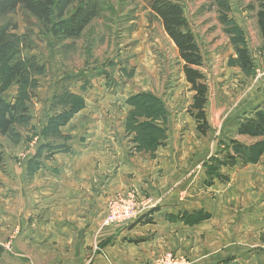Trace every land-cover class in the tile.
Here are the masks:
<instances>
[{"label":"rangeland","instance_id":"374dc122","mask_svg":"<svg viewBox=\"0 0 264 264\" xmlns=\"http://www.w3.org/2000/svg\"><path fill=\"white\" fill-rule=\"evenodd\" d=\"M100 1L98 15L76 38H53L23 9L0 17V27L8 26L9 33L17 35L16 55L36 80L26 92L29 120L9 135H0L5 155L0 168V244L6 249L0 264H72L73 257L58 247L52 251L26 243L24 220L11 213L13 206L22 205L21 184L32 179L33 185L40 183L47 165L53 175L60 173L56 155L71 149L55 144L73 142L75 150L93 138L113 144L119 138L134 155L128 159L132 173H125L127 188L106 200L101 225L112 235H97L86 262L94 260V252L120 243L122 235L139 232L130 229L146 222L138 221L141 217L156 216L152 212L160 185L154 178V190L144 187L143 179L158 172L166 191L172 189L175 199L189 208L171 218L178 225L166 229L161 238L115 248L107 254L113 264H156L169 253L185 264H264V136L237 133L238 122L264 102V45L251 8L254 0H228L226 23L215 0H180L204 59L200 69L209 88L206 134L198 131L192 114L195 91L186 79L184 62L152 11V0ZM232 38L249 47L253 68L241 66ZM2 87L8 100L17 94L15 85L0 83V93ZM71 106L81 110L66 125L50 126L52 118ZM149 138L160 142L150 145ZM236 142L245 148L237 149ZM41 143L49 146L39 150ZM29 150L34 152L29 153L28 166H37L22 183L18 158ZM254 157L256 162L244 161ZM118 195L133 196L142 205L152 200L154 207L136 218L108 224V204ZM195 212L201 213L198 222H186L184 215Z\"/></svg>","mask_w":264,"mask_h":264},{"label":"crops","instance_id":"0c3cea01","mask_svg":"<svg viewBox=\"0 0 264 264\" xmlns=\"http://www.w3.org/2000/svg\"><path fill=\"white\" fill-rule=\"evenodd\" d=\"M73 140L82 139L73 138ZM90 141L75 150L72 142L68 144L71 151L60 152L56 155V163L60 168L58 175H53L47 165L45 166L47 170L40 172L41 180L39 176L35 177L40 183L33 185L32 179L29 184H21L22 188H18L20 190L18 198L20 199L23 195V202L19 208L13 206L15 212L11 214L12 216L19 215L18 220H24L25 242L31 243L30 245H40L42 249L52 251L58 247L65 255L73 257L72 264H82V262L83 264H113L107 254L112 255L110 253H113L115 248L116 250L118 246L123 248L127 243L138 246L153 241L158 236L162 237L161 233L166 232V229L173 230L175 225H178L171 218L184 212L182 209L188 206L175 199L172 189L166 191L167 185L160 181L161 173L155 172L152 175L150 172L153 177L144 178L143 186H151L154 190L156 186L154 178H156L157 185H160V194L157 195L155 192L158 204L152 212L156 216L148 223L143 222V226L141 224L131 226L130 230L139 229V232L133 231L131 236L122 235L120 243L108 246L101 253L95 254L93 247L95 258L91 262L90 260L86 262L89 245L96 240L97 235L102 233L101 231L105 239L112 235L110 229L101 225L105 216L106 200L112 192L123 191L127 188L130 182L126 179L125 173H132L128 167V159L134 155L128 150L127 145L120 142L119 138H117L118 143L114 144L113 142H102L103 140L98 138ZM31 152L34 151L29 150L28 155H24L22 159L18 158L22 167L19 172L22 183L28 176V162L31 159H29V153ZM156 165L162 168L160 163ZM130 169H134L132 164ZM158 229L160 230L157 234L155 231ZM38 242L43 244H37ZM122 259L126 258L122 257Z\"/></svg>","mask_w":264,"mask_h":264},{"label":"trees","instance_id":"16d2710c","mask_svg":"<svg viewBox=\"0 0 264 264\" xmlns=\"http://www.w3.org/2000/svg\"><path fill=\"white\" fill-rule=\"evenodd\" d=\"M253 3L251 8L256 10L257 25L264 45V0H254ZM215 4L219 6L221 11V20L226 23L229 20V12L231 10L229 1L215 0ZM100 6V0H0V17L13 13L18 9H23L36 17L42 26L49 31V34H51L53 38L59 40L80 36L86 26L98 15ZM151 9L159 18L165 32L176 45L180 58L184 62L183 70L186 79L195 91L192 108L196 110V113L192 112V114L198 123V131L202 134H206L209 130V122L206 115L209 88L206 82V76L200 69L204 64V59L195 34L185 15L184 7L180 0H152ZM14 39H16V41ZM236 39L237 38L233 39V45L241 66L245 69L253 68L254 62L249 47L246 44H239V40ZM18 42L17 35L10 34L8 26L0 27V83H6L7 87H10L12 84L18 88L17 94L12 100H8L4 97V91L6 89L2 87L0 93L1 136L9 135L13 129H16L15 127H17V124L24 121L26 122L30 118L28 115L29 106L26 103V99L28 98L27 88L30 82L36 80L35 76L29 74L27 68L21 61V57L16 55L19 48ZM2 62H4V64H2ZM3 72H6V76H3ZM80 110L81 108L79 106H71L69 110L52 118V124H50V126L55 125L57 127H62L66 125ZM50 126L45 133L50 131ZM157 126L155 128L158 130V133L163 132V130ZM143 133L144 132H141L140 135ZM237 133L254 138L264 136V102L256 107L249 116H245L238 122ZM16 134L18 135V133ZM138 140L141 142L140 144L145 147L142 144V140L137 139V141ZM153 140L154 139L149 138L146 141L150 143V145L153 144V142H160V139ZM235 144L239 150L245 148L240 142H236ZM47 146L49 145L41 143L39 150ZM55 147L66 148L68 145L59 143L55 144ZM39 154L37 153L35 157H39ZM257 159L258 157H254L253 159H245L244 161L256 162ZM34 160L35 158L32 161ZM4 163L5 155L0 148V168ZM36 164L35 162L32 163L29 169L34 170V167L37 166ZM200 214V212L185 214L184 219L186 222L197 223V218ZM143 219H146L145 223L151 221L150 218L142 217L140 220L138 219V221H143ZM5 251L6 249L4 246L0 244V260Z\"/></svg>","mask_w":264,"mask_h":264},{"label":"built area","instance_id":"2783aa9c","mask_svg":"<svg viewBox=\"0 0 264 264\" xmlns=\"http://www.w3.org/2000/svg\"><path fill=\"white\" fill-rule=\"evenodd\" d=\"M154 207L152 200H148L146 204L142 205L135 202L133 196L118 195L116 199L108 204V213L106 216V223L121 222L131 218H136L142 215L146 210ZM156 264H185V260L178 259L173 254L165 255Z\"/></svg>","mask_w":264,"mask_h":264}]
</instances>
